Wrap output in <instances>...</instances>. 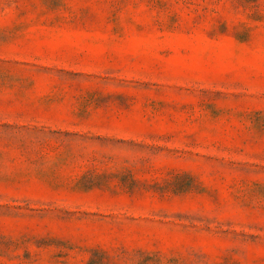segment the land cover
Returning a JSON list of instances; mask_svg holds the SVG:
<instances>
[{
    "label": "rangeland",
    "instance_id": "obj_1",
    "mask_svg": "<svg viewBox=\"0 0 264 264\" xmlns=\"http://www.w3.org/2000/svg\"><path fill=\"white\" fill-rule=\"evenodd\" d=\"M0 264H264V0H0Z\"/></svg>",
    "mask_w": 264,
    "mask_h": 264
}]
</instances>
